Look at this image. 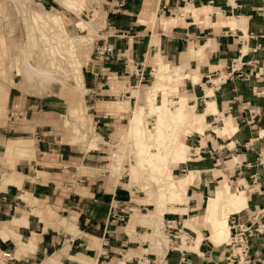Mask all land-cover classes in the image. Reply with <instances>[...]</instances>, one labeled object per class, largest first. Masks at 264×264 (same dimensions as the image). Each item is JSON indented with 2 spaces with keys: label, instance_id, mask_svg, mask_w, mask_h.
I'll return each mask as SVG.
<instances>
[{
  "label": "crops",
  "instance_id": "crops-1",
  "mask_svg": "<svg viewBox=\"0 0 264 264\" xmlns=\"http://www.w3.org/2000/svg\"><path fill=\"white\" fill-rule=\"evenodd\" d=\"M113 1L100 0L105 37L93 46L94 52L103 42L111 54L91 56V69L81 72L91 124L109 145L81 150L65 142L50 124L39 123L42 103L15 85L6 89L0 264H135L143 253H156L152 228L139 221L149 204L137 187H125L128 164L121 162L119 175H110L107 148L126 129L121 112L102 104L125 99L133 106L136 88L123 74V61L141 64L147 74L157 55L184 66L181 73L190 79H182L178 89L192 97L187 105L193 112L203 115L201 132L192 127L183 136L187 161L170 170L173 177L192 173L186 211L162 215V222L179 223L189 241L169 244L187 251L183 264H233L222 245L228 238L212 241L208 226L200 227L206 214L201 212L211 188L229 184L231 192L243 191L246 207L236 212L225 206L223 214H234L239 223L254 220L253 227L264 223V0H127L117 12ZM210 101L215 111L206 113ZM216 196L217 187L210 197ZM206 206L207 200L205 212ZM111 212L123 221L111 220ZM190 218L200 224L196 235L183 227ZM194 238L197 252L188 249ZM248 256L250 264H264V231L249 239ZM166 261L179 264L178 253L169 251Z\"/></svg>",
  "mask_w": 264,
  "mask_h": 264
},
{
  "label": "rangeland",
  "instance_id": "rangeland-1",
  "mask_svg": "<svg viewBox=\"0 0 264 264\" xmlns=\"http://www.w3.org/2000/svg\"><path fill=\"white\" fill-rule=\"evenodd\" d=\"M71 2H73L74 5L68 6L69 9H67L65 0H0V118L6 117V89L9 86L15 85L23 94L30 95L33 100L36 99L37 102L42 103V109L44 111L40 118L44 119V121L39 120V123L47 122V124L53 127V131H55L61 139H65V142L80 147L81 150L96 149L99 146H107L109 143H107L105 139L100 138L97 130L93 129L91 124V117L89 115L90 110H88L87 104V92L83 87L81 72L84 71V69H91L90 59L91 56H94L93 46L98 43V39H103L105 37L104 31L102 30L104 26L103 16L105 14V8L101 6L102 3L100 0H71ZM98 7L100 12H98L96 17H91L93 13L92 9ZM39 9L42 15L38 12ZM32 12H34V15ZM52 14H56L60 17L61 20L59 24L53 20ZM80 19L86 22L90 21V25L82 26ZM78 23L81 24V27ZM24 52L29 54V58L34 66L41 69L58 70V76H56L57 82L50 83L44 90H40L35 84L29 86L28 83H24L19 73L20 58ZM157 59L158 55L155 57V60ZM155 64L152 66L153 68ZM181 70L180 68L179 74ZM171 77L178 79L180 76H177L175 73L172 74ZM146 78V81L137 86L132 92V96L135 98V104L133 106H128L127 100L125 99H117L113 104L111 102H105L102 105H110V110L121 112L120 116L125 125L124 128L126 129L123 139L117 141V144L113 146V148H107L109 155L107 163H109L110 175H119L122 168L121 162L128 164L129 178L125 187L127 189L137 187V190L142 193L141 195L144 198L143 203L149 204V207L144 211L142 217H152L155 214L154 202L158 185L152 181V179H149L150 177H147L145 168L142 169L141 166L137 164V152L135 154V147L132 140L127 139L126 136L129 127L128 121L133 117V109L138 106H144L146 93L152 89L153 84L157 81L151 74ZM184 78H188V76ZM173 86L171 84L168 85L169 89H172ZM172 92H174V90H172ZM169 94L171 95L168 99L172 100L173 97L176 98L173 93ZM117 102L120 103L122 108L116 109L119 108L116 105ZM194 119L197 120L196 115ZM185 126L189 127L188 125H182L176 133L177 137L179 136L182 141L183 136L190 133V129L184 128ZM193 127H196V125ZM148 128L150 127L148 126ZM113 140L115 141L117 139ZM159 153L165 154L163 149H161ZM215 187L216 185L211 188L207 198L213 195ZM230 191L233 190L230 189ZM206 200L204 201L203 211L201 212L202 216L205 213ZM152 206L154 207L153 210ZM225 206L219 210L220 217L226 216L222 212ZM184 209L186 210V205ZM231 215L233 216L234 214ZM228 217L231 218L230 215ZM228 217V224L229 227H231L229 222L230 218L228 219ZM203 222L200 223L201 225L198 222L190 224L187 219L183 222V225L186 224L184 228H187V230L190 229L195 233L198 231L199 225L201 228L207 229ZM140 223L142 226H147L142 221H140ZM156 223L153 224L154 228H152L153 226L151 227V235L154 234V236L152 237L150 235L151 238H149V241L153 243V246L163 245L166 247V245H168V238L165 237V234L162 232V221L156 220ZM187 224H190L193 229L191 227L188 228ZM178 229L177 227L175 230L177 236L185 231L183 229L177 234ZM153 230L155 232H153ZM230 232L231 230L229 229V233ZM225 236L228 239L222 242L223 246H226L230 241V234ZM178 239L180 240L179 237ZM187 241H189V239H187ZM194 241L195 238L192 240V245L190 244L188 249L197 252V249H194ZM214 242L216 243L218 240ZM227 249L229 251L228 246Z\"/></svg>",
  "mask_w": 264,
  "mask_h": 264
},
{
  "label": "bare ground",
  "instance_id": "bare-ground-1",
  "mask_svg": "<svg viewBox=\"0 0 264 264\" xmlns=\"http://www.w3.org/2000/svg\"><path fill=\"white\" fill-rule=\"evenodd\" d=\"M65 3L67 9H69L68 6L74 5V3L71 2V0H65ZM38 12H40V9ZM92 12L93 13L91 17H96L98 12H100L99 7L92 9ZM32 13L34 15V12ZM52 16H53V20L59 24L61 20L60 17H58V15L56 14H52ZM80 21L82 26L90 25L89 20H88L89 22L83 21L81 19ZM80 23H78V25ZM81 24L79 25L80 27ZM180 68L182 69L184 68V66H179L177 65L176 62H173L172 60L166 57L159 56V58L156 60L155 67L151 72V75L157 81L153 84L152 89L146 93L144 106L141 107L138 106L137 108H134L133 117L131 118V120L128 121L129 127L126 132V136L127 139L132 140V143L135 147L134 150L135 154L137 152L136 154L137 155L136 158L138 159L137 164L141 166L142 169L145 168V171H147L146 173L147 177L148 178L150 177L149 179H152V181H154L158 185V190L157 193H155L156 196L154 202L155 214L152 217L143 216L140 220L143 223H145L147 226H149V228L156 223V220L162 221V215L164 213H179V214L185 213L186 210L184 208L175 209L169 207L168 204L174 203L185 206L187 201L186 188L193 179L191 172L188 173L186 172L187 174L183 175L182 177L175 178L172 176L170 171L172 165L174 166L176 164L185 163L188 157L187 145L183 143L182 140H180L179 136L177 137L176 135L177 130L182 125L189 126V127L185 126L184 128H191L194 125H196L197 131L201 132L202 127H200V124L203 119L202 114L194 113L193 108L187 105V101L190 100V98L192 97L186 95V93L181 92L178 89L181 84V80L184 79L185 77L182 73L179 74ZM57 71L50 69H41L34 66L27 52H24L20 58L19 73L24 83H28L29 86L30 85L33 86V84H35L40 90H44L45 87L52 82H57L56 80V76H58ZM175 73L177 76H180L178 79H174L171 77L172 74ZM192 79L193 82L197 81L195 77ZM169 84H171L172 86L174 85L172 89H169L168 87ZM172 90H174V92H172ZM169 93H173L174 96H176V100L168 99V97H170L171 95ZM206 95L210 96L211 91L207 90ZM116 105L117 107H119L116 109L122 108L119 102H117ZM205 106H206V110H205L206 113L208 112L212 113L215 111L213 101L207 102ZM195 115L197 116V120L194 119ZM148 126L150 128H148ZM11 143L12 142H10V144ZM161 149L164 150L165 154L159 153ZM228 185L225 186L217 185L216 186L217 196L209 197L207 199V206L205 212L206 214L204 216L203 223L206 226H208L209 229L211 230L212 241L215 240L220 241L221 239L224 238L225 235H229L230 227L228 224L227 215L225 217H220L219 215L220 208L227 205L228 207H231L234 211L239 212L240 210L246 207V199L244 197L243 191L235 190L234 192H231L229 190ZM193 222H196V218L188 219V223L191 224ZM190 224H187L188 228L189 227L192 228ZM184 225L186 226V224ZM152 228H154V226ZM154 230L153 232H155ZM151 236L153 237L154 234H152ZM178 237L180 238L182 244H185L184 233H181Z\"/></svg>",
  "mask_w": 264,
  "mask_h": 264
},
{
  "label": "built area",
  "instance_id": "built-area-1",
  "mask_svg": "<svg viewBox=\"0 0 264 264\" xmlns=\"http://www.w3.org/2000/svg\"><path fill=\"white\" fill-rule=\"evenodd\" d=\"M126 1L127 0H114L113 3L110 5L112 11H119L124 6ZM111 51L112 49L108 46H104V43L102 42L99 47L95 48L94 57L96 60L104 59L105 57L111 54ZM150 72L151 69L147 74L150 75ZM123 74L127 76L128 80L131 79L132 76V82L134 83L133 88H137V86L144 83L147 79L146 77L148 76L142 70L141 64H136L132 61H123ZM172 100H176V98L173 97ZM129 210L130 209H127V212H129ZM109 218H111V220L116 219L119 222L123 221V217L118 216L112 212L109 215ZM261 218H263L264 220L263 216ZM229 222L231 224V232L229 233L230 241L226 245L229 247L227 257L232 261L233 264H250L248 256L249 239L253 237L254 234L264 231V223L253 227L254 220L248 224L239 223L238 221L234 220L233 216H231ZM177 227L181 229V225H179V223L174 220H167L162 222V232L165 234V237L168 238V245H166V247H164L163 245L155 246V254H150L147 256L146 253H143L135 259V264H168L166 261V255L169 251H175L178 253L179 264L185 263L184 256L187 251L181 249L179 246L175 248L172 247L171 244H169V241H171V239H178V236L175 232ZM179 231L180 230H177V233H179ZM186 238L187 237H185V241L188 239ZM178 242H180L179 239ZM1 257L7 260L10 258V254L2 253Z\"/></svg>",
  "mask_w": 264,
  "mask_h": 264
}]
</instances>
